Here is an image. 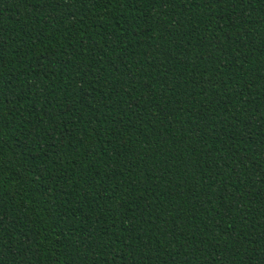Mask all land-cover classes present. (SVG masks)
<instances>
[{
	"label": "trees",
	"instance_id": "16d2710c",
	"mask_svg": "<svg viewBox=\"0 0 264 264\" xmlns=\"http://www.w3.org/2000/svg\"><path fill=\"white\" fill-rule=\"evenodd\" d=\"M0 264H264V0H0Z\"/></svg>",
	"mask_w": 264,
	"mask_h": 264
}]
</instances>
